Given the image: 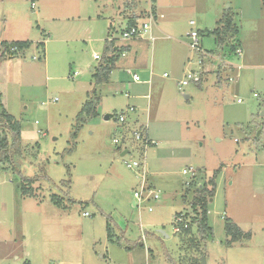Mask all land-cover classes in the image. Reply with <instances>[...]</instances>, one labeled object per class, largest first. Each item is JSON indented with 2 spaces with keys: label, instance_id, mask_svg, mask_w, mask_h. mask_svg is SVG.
Wrapping results in <instances>:
<instances>
[{
  "label": "rangeland",
  "instance_id": "374dc122",
  "mask_svg": "<svg viewBox=\"0 0 264 264\" xmlns=\"http://www.w3.org/2000/svg\"><path fill=\"white\" fill-rule=\"evenodd\" d=\"M118 1L108 4L123 6ZM223 1L238 28L245 23V34L252 35L251 25L241 19L240 4L252 14L258 6L262 9L263 0ZM202 2L206 11H183L182 28L185 20H193V29L202 31L199 23L206 29L215 26L212 14L217 1ZM83 4V0H0V43H31L0 67V102L21 125L14 169L0 165V264H190L199 256L206 264H264V82L228 83L227 76L235 71L218 72L217 60L198 65L196 53L187 46L182 57L189 62H184L182 77L198 72L201 84L190 81L178 90L175 67L161 53L158 56L157 39L144 48L140 65L128 67L129 74L118 62L110 81L98 85L90 69L98 63L93 55L102 57L105 51L104 41L98 40L105 38L100 32L105 33L111 23L120 43L122 24L100 19L98 28L85 35L82 25L88 7ZM139 4L148 6L146 0ZM166 35L173 38L164 31V39ZM182 39L187 45L188 38ZM43 42L41 49L38 45ZM200 45L236 64L242 58L226 48L220 52L207 32L200 36ZM143 69L149 71L144 74ZM135 72L140 82L133 83L138 85L124 88L121 84L131 83ZM150 72L154 76L149 78ZM149 79L150 85L144 82ZM164 83L175 87L166 97L161 90ZM91 90L99 98L98 114L81 121L72 138ZM129 107L135 113H129ZM120 112L140 115L144 126L147 121L156 145L145 149L144 168L157 200L133 205L140 178L124 161H140L143 150L133 144L121 145L120 150L113 144L114 138L124 135L117 119ZM107 115H112L108 121ZM125 147L129 152L121 157ZM190 169L195 170L192 180L189 174L182 175ZM19 173L26 177L43 173L49 182H36L34 197H23L17 186ZM212 178L214 194L207 206L211 235L200 241L195 226L190 236L175 233L177 219L191 215L195 189L202 185L211 189ZM84 212L89 217L82 216ZM227 221L250 236L227 246ZM107 222L112 227L110 239ZM191 238L199 244L197 252L191 248Z\"/></svg>",
  "mask_w": 264,
  "mask_h": 264
},
{
  "label": "crops",
  "instance_id": "0c3cea01",
  "mask_svg": "<svg viewBox=\"0 0 264 264\" xmlns=\"http://www.w3.org/2000/svg\"><path fill=\"white\" fill-rule=\"evenodd\" d=\"M83 1H84L83 5L88 7L87 13L85 17H83L85 18V20H87L86 25H82V27L85 28V31H86L85 35L86 34L89 35V33L94 28L96 29L98 28V23L101 21L100 19L102 20L107 19L110 21L119 22L120 24H122V27H121L122 30H124L128 26L132 25L135 21L144 19L146 16V12L148 11V8H149V4L147 7H142L141 4H139L141 0H134V1L133 0H122L121 2L123 3V6L120 4L119 6L117 5L116 8H114L113 4H108V2L110 3L112 2V0H108V1L107 0H104V1L102 0H96V1L95 0H83ZM115 1H116L114 2L115 4L119 2L118 0H115ZM216 1L217 2L214 6V14H212V19L215 20L214 22L215 26L210 29H206L204 26L205 24L199 23V25L203 26L202 28H204L205 30L202 31L201 29L200 30L196 29L200 33L201 37L206 35V32H207V35L211 36V38L214 41H215L214 37L210 35L209 32H211L218 26V22L224 17L225 14H230L224 8L225 1H223L222 3H221V0L220 1L216 0ZM102 2L104 3L102 4ZM263 2L264 0L262 1V9L259 8L258 6V12L252 13V14H247V12L245 11V7L243 9L241 7V4H240V9L238 8L239 13L241 14L242 21L248 22L249 25H251L252 32H253V34L250 35L251 34L250 33L249 34L250 36H249L248 34H245V30H244L245 23L244 24L241 23L240 28H238L235 22H233V24L237 28L236 42L242 51V56H241L242 58L240 59V61H238V63L236 64V63H233L229 59H225L224 56L218 55L219 57L218 59L220 62V64L218 65L219 66L218 72L221 71L223 73L231 74L229 73L228 70H226L227 65L229 66L235 65V66L241 67L240 70H236V69L233 70L235 71L234 74L238 75L236 77L235 83H233L234 85L239 84V82L241 83L250 82L253 84L260 85L261 83L264 82V49H263L264 48V6H263ZM31 6L34 8L35 7L34 3H32ZM106 6H107V9H106ZM109 6H110V9H108ZM152 6L156 14V24L152 29V33L154 32L153 37L155 41L157 39L161 41V44L158 45L160 49L158 56H160V53H161V55L168 60L170 67L172 66L175 67V69H172V72L175 76L174 80L176 82V88H178V90H181L180 88L182 87L179 86V82L183 78L182 74L184 72V64H185L184 62L185 60H188L182 57V52L184 51L183 48L187 47L182 37L185 36L186 33L190 29H193V26H190V22H192L193 20H189V21L185 20L186 26L183 28L181 27V22H182L181 16H182L183 11L185 10H190V12H195L196 10L206 11L207 10L206 5L202 2V0H152ZM101 7H104V8H101ZM227 8L229 9L230 7H227ZM164 31L172 34L173 38L166 35L167 37L166 39H164ZM100 34H104L105 36L104 39L102 37L98 39V40L104 41L105 51H104L103 56L100 57V60L98 61L97 65L93 69H90V71L93 72L92 76L94 75L95 69L99 65V63H101L108 56H110V53H109L110 49L113 50V53L111 54V56L116 58L114 69L112 72H114L116 67H119L118 62H121L120 65L122 66V70L126 72L127 74L130 73V69L128 67H135L141 64L142 58H144L146 55L144 48L148 46L149 41L136 39V40H132L129 42L127 41L125 42L121 39V42L118 43L117 39L113 35L114 31H113V26L111 23L109 24L108 28H106V32L104 33V31L102 30ZM155 34L160 35V37L155 36ZM88 38H90V36H88ZM91 40L92 39L90 38L89 41ZM168 40L169 42H164ZM45 42H49V41H45ZM39 44H42L43 48L45 47L44 42L39 43ZM208 53L213 54V52H210V51ZM196 57H197V63H198L199 58L197 55ZM201 62H202V66H204V61H201ZM5 63H9V62L8 61L1 62L0 67L5 65ZM44 65L46 66L47 64L45 63ZM148 65H149V69L151 70L152 61ZM143 70H145L143 71L144 74H146L149 71V70L146 71V69H143ZM112 72L110 73V76ZM133 74H136V72ZM165 74L166 73L164 72L162 73L161 75L162 79L166 78L164 76ZM74 76L75 74L71 76V79H73ZM110 76H109V81H110ZM153 76L154 75L151 72L148 73L149 78ZM131 81H132L131 82L132 84L128 83L126 85L124 84H121V85L124 86V88H131L132 85H138V83H133L134 82L133 79ZM144 82H147L149 83L148 85H150V79L149 81H144ZM197 84H201V80L197 82ZM161 90H165L164 96L166 97L172 93V90H175V87L173 85L172 86L169 85L168 83H164L162 84ZM88 93L89 92H87V94ZM185 97L187 98V96ZM97 108H96V112H97ZM129 108H133V107H129ZM120 113H125V112H120ZM133 113H135V109ZM263 115H264V112H263ZM107 116H109V120L112 118V115H107ZM142 120L143 119L140 115H136V116L128 115L126 123L122 126L124 135L126 134L128 135L129 133V136H130V134L132 135L133 132L141 130V132H143L149 140H152L149 135L147 126H146L147 121L144 126V123ZM130 144H133L134 147L140 146V144L133 143V142L132 143L130 142ZM133 205H134V202H133ZM18 258L19 257L17 256L15 257L16 260Z\"/></svg>",
  "mask_w": 264,
  "mask_h": 264
},
{
  "label": "trees",
  "instance_id": "16d2710c",
  "mask_svg": "<svg viewBox=\"0 0 264 264\" xmlns=\"http://www.w3.org/2000/svg\"><path fill=\"white\" fill-rule=\"evenodd\" d=\"M209 34L214 37L220 52H223L224 48L228 49L229 51H232L234 44L237 43V28L233 24L232 17L230 16V14H225L224 17L218 22V26L214 30L209 32ZM30 46L31 43L28 41L1 42L0 63L6 61L7 59L15 58L19 53L29 49ZM38 46L43 49L42 44H39ZM109 53L110 56H108L104 61L99 63V65L95 69L93 79L98 85L108 83L110 73L114 69L116 58L111 56V54L113 53L112 49L109 50ZM226 70L229 71L230 69L227 68ZM87 98L88 99L85 102V107L82 109V113L77 119L78 125L75 128V132L72 134V138H75L76 131L79 129V124L81 123V121L97 116L96 108L99 104V98L96 96L95 90H91L87 94ZM20 145V122L15 119L12 115L7 113L2 106V103L0 102V165L6 164L12 167L11 169H14V158L20 152ZM41 171L43 172V170ZM19 177V184L17 186L18 190L21 191L23 197H34L32 186L36 182H49V179L43 173L40 175H35L34 177H26L22 173H19ZM66 184L69 183L66 182ZM209 185L211 186V189H208V187L205 185H202L201 188L197 187L195 189V196L193 197L189 205V207L191 208V215L184 214L182 216L183 221L178 225L180 227L179 235H184L185 237L187 235L190 236L192 226H195L196 233L198 234L200 241H204L207 237L211 235V228L208 226L207 222V206L208 199L211 198L214 194L213 178L209 180ZM56 198L57 197L55 195L50 196V199L53 201H55ZM107 224L108 237L110 239L112 238V227L109 222H107ZM184 225H186V227H184ZM225 231L227 237L230 238L226 241L227 246H231L233 243L239 241L242 236H244L245 238L250 236L249 234H244L237 225L228 221L225 225ZM191 241H193L191 248H194L197 252L199 244L195 243L194 239L192 238L190 239V242ZM117 242H119L118 239ZM190 264H202L200 256L199 258H194Z\"/></svg>",
  "mask_w": 264,
  "mask_h": 264
},
{
  "label": "built area",
  "instance_id": "2783aa9c",
  "mask_svg": "<svg viewBox=\"0 0 264 264\" xmlns=\"http://www.w3.org/2000/svg\"><path fill=\"white\" fill-rule=\"evenodd\" d=\"M149 4V8L148 11L146 12V16L144 19L135 21L132 25L128 26L127 28H125L124 30H122L121 32V39L123 41H132V40H147V41H154V37H153V33H152V29L156 24V14L154 12L153 6H152V0H146ZM190 26H194V22H190ZM189 42L187 44L188 48L196 53V55L198 56L199 60H198V65H202L201 61H209L210 63H212L214 60L219 61V59L217 57L214 56V54L208 53L204 50H202L201 45H200V34L196 29H190V31H188L185 35ZM230 53H232L233 56H235L236 58H240L242 56V51L239 47V45H237V43L234 44L233 50L230 51ZM93 59L95 61H99L100 60V56L98 55H94ZM229 66V65H227ZM230 70H240L241 67L240 66H229L227 67ZM229 70V71H230ZM166 77V74L164 75ZM238 75L237 74H231L228 75L226 78V81L228 83H235L236 77ZM201 74H199L198 72H194V71H190V72H186L185 74V78H183L180 82H179V86L180 87H185L188 85V83L190 81L192 82H199L201 80ZM235 78V79H234ZM132 79L134 82H140V78L138 75L133 74L132 75ZM252 96L254 98H258V94L257 93H253ZM238 104L243 103V100H237ZM129 113H133L134 112V108H129L128 109ZM118 122L123 126L126 123L127 120V116L125 115V113H119L117 116ZM130 142L132 143H136L140 144V148H142L143 152L141 153V160L140 161H124V165L126 166L127 169H136L138 171V176L140 178V183H139V187L138 189H135L133 191V197L135 199L134 205H137L143 201H147V200H157L158 199V194L150 187V185L147 183V173L145 171L144 168V164H145V160H144V151L148 146H153L156 145V143L152 140H149L145 134L143 132H141V130L135 131L132 133V135L129 136V134L127 135H123L120 136L119 138H114L113 139V144L118 145L121 149V145H128L130 144ZM123 150H127L129 152V147H125ZM190 175V180L194 179L195 177V170L190 169V170H183L182 171V175ZM192 182L188 181L186 182V186H190ZM151 211V209H149ZM82 216L84 217H89V213L84 212L82 214ZM183 221L182 216L179 217L177 219L176 225L174 226V231L176 232H180V227L178 226L181 222ZM184 227H186V225H184Z\"/></svg>",
  "mask_w": 264,
  "mask_h": 264
},
{
  "label": "water",
  "instance_id": "95a60500",
  "mask_svg": "<svg viewBox=\"0 0 264 264\" xmlns=\"http://www.w3.org/2000/svg\"><path fill=\"white\" fill-rule=\"evenodd\" d=\"M105 120L108 121V120H109V116H106V117H105ZM118 149H119V148H118ZM127 153H128L127 150L122 151L120 156L123 157V156H125ZM200 188H201V186H200ZM201 263H202V264H206V262H205V258H204V257H201Z\"/></svg>",
  "mask_w": 264,
  "mask_h": 264
}]
</instances>
